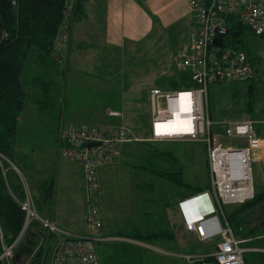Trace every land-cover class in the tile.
<instances>
[{
    "label": "crops",
    "instance_id": "obj_1",
    "mask_svg": "<svg viewBox=\"0 0 264 264\" xmlns=\"http://www.w3.org/2000/svg\"><path fill=\"white\" fill-rule=\"evenodd\" d=\"M193 21L194 12L191 11L186 0H81L79 14L75 16L71 24L69 52L65 64L63 66L53 65L51 68L45 67L37 62L34 50L30 51L27 59L48 74L56 75L55 80L52 77L49 78L52 85L62 84L63 104L67 109L61 116L62 121L85 125L117 126L124 124L130 131L136 133L141 131L140 128L143 126V131L148 129L151 132V120L150 129L145 123L139 122L143 117L137 108L134 86L131 80L125 81V56L133 54L134 51L138 52L139 44L157 31L169 34L180 32L185 34L186 31L188 37L186 36L187 40L184 44H187ZM118 60L120 61L119 67L117 66ZM253 81L254 78L244 83L246 92L252 90ZM149 91L148 99L151 108ZM236 93L237 91L233 93V96ZM246 108L245 117L227 121L251 118L257 134L264 136V112L261 114L252 112V105H247ZM108 109L117 110L120 114L109 116ZM223 122L226 121L215 122V125L216 123L223 125ZM149 134L143 136L145 140L138 139L137 142H146L149 146L153 142L183 140L175 138L148 141ZM129 142L132 141L123 142L117 146L119 155L115 161L101 165L97 169V176L101 177V181L106 180L108 189H110L108 185L115 183L120 188L129 190V193H122L121 197L114 201L110 198L101 202L99 207L101 233L105 238L101 242L112 239V237H125L132 241L169 238L166 243L169 245L168 249L177 247L182 252L181 257L184 260V255L187 253L212 252L216 248L218 237L207 242L200 240L196 233L186 229L176 204L164 205L165 201L171 199L180 201L208 189L210 182L206 186L187 185L189 190H182L181 186L185 184H177L157 172L156 163L152 160L150 153L144 160L138 161L133 157L131 161L136 160V162L129 164L119 162L121 153L123 155L126 153L127 148L123 146ZM30 145L31 143L29 147ZM58 150L57 130L55 162L50 163L43 160L40 154L39 164H36L37 160L30 157L23 144H20L18 131H16L11 166L20 175L29 192V186L33 187L32 190L39 189V215L42 218L49 220L62 231L84 234L86 211L84 172L76 162L61 158ZM150 152L155 153L151 148ZM254 156L262 162L264 178V149L255 151ZM41 160L44 163H41ZM35 165L36 168L39 165V173L34 168ZM157 180H165L169 183L157 189V185L161 184ZM49 183L52 188L48 195L49 190L45 189ZM168 184H172V188ZM252 185L254 193L262 197L257 205H225V218L234 229L233 231L237 230V238L241 240L240 246L244 250L245 264H248L245 255L247 251L264 254V182L262 190L254 188L253 182ZM199 204L201 211H208L210 207L208 200H199ZM237 210L240 211L239 216L245 218V222L240 219H232V221L227 219L228 213ZM207 218L204 225L209 233H213L219 225L224 224V218L221 215H211ZM42 229L39 226V233ZM251 231H253L252 234ZM241 233L249 234L241 235ZM59 236L54 235V240L50 241L46 230L43 234H39L38 247L39 249L43 247V252L40 253L41 263H50ZM170 239L174 241V245ZM34 254H29L24 263L29 261V256L34 257ZM184 264H188L186 260Z\"/></svg>",
    "mask_w": 264,
    "mask_h": 264
},
{
    "label": "built area",
    "instance_id": "obj_2",
    "mask_svg": "<svg viewBox=\"0 0 264 264\" xmlns=\"http://www.w3.org/2000/svg\"><path fill=\"white\" fill-rule=\"evenodd\" d=\"M77 1L66 0L62 21L53 39L52 57L58 66H63L68 57L71 24L76 16ZM186 1L194 12V21L188 43L175 53V63L190 76L194 85L180 89H150L151 139L203 140L206 144L210 187L194 195L199 200L211 198L212 206L209 211L214 215H221L224 224L219 225L213 233L207 232L201 223L185 225L187 230L196 233L202 241L218 237L216 248L212 252L185 254L187 263L245 264L241 240L227 222L224 206L244 203L253 197L252 156L255 151L264 149V136L257 134L251 118H245L222 123L225 136L244 139V145H224L219 141L214 132L215 123L207 111L208 86L214 82L243 83L254 78L255 71L245 51L225 45L224 36L231 20L238 21L254 34L263 36L264 0ZM12 2L15 4L16 0ZM215 38H221L222 43H215ZM107 114L118 116L120 112L108 109ZM176 114L180 115V121L176 129H171L170 122L175 120ZM132 140L133 135L123 125L63 123L59 128V156L76 162L84 172L85 233L62 231L42 218L35 208L32 195L25 189V198L19 201L25 212L23 232L7 245L0 229L2 263L16 264L14 249L28 225L35 220L47 233L60 235L49 264H100L96 245L105 238L101 233L97 204V169L115 161L119 155L117 146L120 143ZM194 195L183 199V202L189 203ZM28 263L26 261L24 264Z\"/></svg>",
    "mask_w": 264,
    "mask_h": 264
},
{
    "label": "rangeland",
    "instance_id": "obj_3",
    "mask_svg": "<svg viewBox=\"0 0 264 264\" xmlns=\"http://www.w3.org/2000/svg\"><path fill=\"white\" fill-rule=\"evenodd\" d=\"M186 36L188 37L186 31L185 34H181V32L169 34L167 32L157 31L139 44L138 52L134 51L133 54L125 56V81L127 79L131 80L134 91L136 92L135 99L138 102L137 108H139L141 116L143 117L139 122L145 123L146 127L149 129L151 108L148 99V91L151 87L167 89L169 88L168 84H170L171 79L184 77L182 72L175 65V53L180 47L186 45L184 44L187 40ZM238 47L246 51L251 57V64L255 71L253 88L246 92L244 87L245 82L210 83L208 86L207 111L214 123L245 117L247 114V105H252V112H256L257 114L258 112L260 114L264 112V36L254 34V32L245 26L240 35ZM119 65L120 61L118 60L117 66L119 67ZM50 77L54 80L57 79L56 75H50L37 66V64L29 62L28 59L26 60L22 73V82L27 96L25 97L23 110L18 119L16 131H18L20 144H23L25 151H27V154H30V157L32 156L37 160L36 164H39L40 154L43 160L50 163L55 162L54 151L57 147V130L59 141L58 128H60L63 123H68L61 120L63 118H61L62 114L67 110L63 104L61 90L60 92H58V90L56 92L54 88V95H58L55 104L47 100V97L44 96L43 83L45 88L49 86L47 81ZM187 80L194 85L189 75L188 77L186 76V81ZM58 85L61 89L62 84L59 83ZM69 89L70 88H68V90ZM235 91H237V93L233 96ZM59 97L62 99H58ZM218 123L214 125V131L215 133H220H217L216 136L224 145L238 146L245 144L243 139L226 137L223 125H218ZM121 125L128 128L124 124ZM140 129L141 131H137L138 134L129 129L134 140L123 146V148L127 149L125 155L121 153L119 162L129 164L136 162V160H144L150 153L152 155V160L156 163L157 172L177 173L176 176L185 184L181 186L182 190H189V186L187 185L195 186L201 184L206 186L207 183L210 182L207 148L203 140H166L163 142H153L147 146L146 142L137 141L138 139L145 140L143 136L149 134L150 130L148 131L147 129V131H143V126ZM149 135L147 140L152 141L151 132ZM26 141L31 143L30 147V143ZM150 148L152 151H155L154 154L150 152ZM30 149L32 151H30ZM133 157L137 159L131 161ZM43 160H41V163H44ZM34 168L39 173V165H37V168L35 165ZM263 179L262 162L253 155L252 181L254 188L256 187V189L262 190ZM157 181L161 183L157 185V189H161L169 183L165 180ZM168 185L171 186V188L173 186L172 184ZM98 186V208L101 202L103 203L110 198L114 201L121 197L122 193H129V190L120 188V186L115 183L111 186L108 185L110 188L108 189L106 180L104 179V181H101L99 175ZM29 187L35 208L39 213V189L34 188L35 190H32L33 187ZM24 188L27 189L25 185ZM168 240L169 238L166 240L145 239L141 241H132L130 238L112 237V239H107L105 242H98L96 252L100 264H184L185 260L181 257L182 252L175 246L171 248V250L168 249L169 245L166 244ZM171 242L174 245V241L171 240ZM38 245L39 243L36 242L32 253H34L36 249V251H39ZM245 255L248 264H264V254L247 251ZM29 257L30 260L28 264L33 260V257ZM16 264L22 263L18 260Z\"/></svg>",
    "mask_w": 264,
    "mask_h": 264
},
{
    "label": "trees",
    "instance_id": "obj_4",
    "mask_svg": "<svg viewBox=\"0 0 264 264\" xmlns=\"http://www.w3.org/2000/svg\"><path fill=\"white\" fill-rule=\"evenodd\" d=\"M80 1H77L76 15L80 11ZM65 2L66 0H16L14 4L12 0H0V229L7 245L11 244L21 232L25 217V212L19 204V201L25 198V188L20 175L10 165L13 160L17 121L27 96L22 82V73L27 56L32 50L36 52L38 63L49 68L53 65L58 66L52 57V44L63 18ZM244 27L238 21L231 20L228 32L224 36V44L239 48L238 43ZM246 54L251 62L250 55ZM182 75L184 77L170 80L167 89L192 85L189 80L186 81L188 75L186 73ZM47 82L49 86L46 88L43 83L44 96L54 104L58 96L54 95V88L56 92L57 90L60 92L61 89L56 84L52 85L49 80ZM159 174L177 184H183L176 176V172L159 171ZM50 184L45 189L49 190L48 195L52 188ZM261 198L254 193L251 199L240 204L255 206L261 202ZM239 214V210L228 213L227 219L230 221L240 219L245 222V218L240 217ZM39 226L42 227L38 221L34 220L24 231L14 249L16 263L19 260L23 264L26 257L33 252L39 234L45 232V228L42 227L44 230L42 229L39 233ZM234 232L238 236L237 230ZM247 234L249 233H241V235ZM54 235L48 233L50 241L54 240ZM42 251L43 247L35 252L30 264H43L40 261Z\"/></svg>",
    "mask_w": 264,
    "mask_h": 264
},
{
    "label": "clouds",
    "instance_id": "obj_5",
    "mask_svg": "<svg viewBox=\"0 0 264 264\" xmlns=\"http://www.w3.org/2000/svg\"><path fill=\"white\" fill-rule=\"evenodd\" d=\"M209 209L212 206V199L210 198L209 200ZM181 217L184 221V224H192V223H201L203 226L204 222L207 221V217L211 216L213 213L209 211H201L200 204H199V199L193 196V200H190L189 203H184L183 200L177 201L176 203ZM189 230V229H188Z\"/></svg>",
    "mask_w": 264,
    "mask_h": 264
},
{
    "label": "water",
    "instance_id": "obj_6",
    "mask_svg": "<svg viewBox=\"0 0 264 264\" xmlns=\"http://www.w3.org/2000/svg\"><path fill=\"white\" fill-rule=\"evenodd\" d=\"M214 42L217 43V44H221L222 43V39L221 38H215ZM92 144L93 143H89V145H92ZM177 201H178L177 199H171L169 201H165L164 205L176 204ZM212 215H214V214H212ZM21 232H23V230ZM21 232H20V234H21ZM0 264H3L2 261H1V258H0Z\"/></svg>",
    "mask_w": 264,
    "mask_h": 264
},
{
    "label": "bare ground",
    "instance_id": "obj_7",
    "mask_svg": "<svg viewBox=\"0 0 264 264\" xmlns=\"http://www.w3.org/2000/svg\"><path fill=\"white\" fill-rule=\"evenodd\" d=\"M174 119L175 120H173L172 122H170L171 129H176V127H178V123L180 121V115L176 114Z\"/></svg>",
    "mask_w": 264,
    "mask_h": 264
}]
</instances>
